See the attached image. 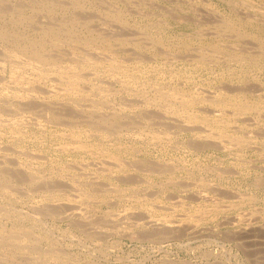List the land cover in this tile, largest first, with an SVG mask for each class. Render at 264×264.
<instances>
[{
  "label": "rangeland",
  "instance_id": "obj_1",
  "mask_svg": "<svg viewBox=\"0 0 264 264\" xmlns=\"http://www.w3.org/2000/svg\"><path fill=\"white\" fill-rule=\"evenodd\" d=\"M263 21L264 0H0V264H264Z\"/></svg>",
  "mask_w": 264,
  "mask_h": 264
},
{
  "label": "bare ground",
  "instance_id": "obj_2",
  "mask_svg": "<svg viewBox=\"0 0 264 264\" xmlns=\"http://www.w3.org/2000/svg\"><path fill=\"white\" fill-rule=\"evenodd\" d=\"M56 2H57V1H56ZM51 4H52V3H51ZM60 4H61V3H60ZM1 11H2V10H1ZM32 15H33V14H32ZM46 17H47V16H46ZM23 19H24V18H23ZM237 20H238V19H237ZM263 22H264V21H263ZM24 24H25V23H24ZM66 24H67V23H66ZM79 24H81V23H79ZM230 24H231V23H230ZM31 25H32V24H31ZM57 25H58V24H57ZM230 26H231V25H229V27H230ZM31 27H32V26H31ZM48 27H49V26H48ZM81 27H82V26H81ZM233 27H234V25H233ZM233 27H231V28H233ZM0 28H1V27H0ZM56 28H57V27H56ZM62 28H63V27H62ZM84 28H85V27H84ZM39 29H41V28H39ZM65 29H66V28H65ZM49 30H50V29H49ZM63 30H64V29H63ZM52 31H53V29H52ZM52 31H49L48 33L52 32ZM60 31H61V30H60ZM31 32H32V31H31ZM46 32H47V31H46ZM53 32H54V31H53ZM56 32H57V31H56ZM56 32H54V34H56ZM61 32L65 33L64 31H61ZM59 33H60V32H59ZM63 33H62V34H63ZM87 33H88V32H87ZM44 34H45L44 36H47V35H46L47 33L44 32ZM51 34H52V33H51ZM54 34H53V37H54ZM67 34H68V32H67ZM69 34H70V36L68 35V37H72V35L74 34V32L72 33V31H71ZM71 34H72V35H71ZM0 35H1V34H0ZM9 35H10V34H9ZM60 35H61V34H60ZM2 36H3V35H2ZM10 36H11V35H10ZM48 36H49V35H48ZM88 36H89V35H88ZM91 36H92V35H91ZM95 36H96V35H95ZM97 36H98V35H97ZM99 36H100V35H99ZM93 37H94V36H93ZM93 37H92V38H93ZM37 38H38V37H37ZM44 38H45V37H44ZM49 38H51V36H50ZM56 38L59 39V36H58V37L56 36ZM75 38H76V37H75ZM75 38H74V39H75ZM89 38H91V37L89 36ZM96 38H98V37H96ZM96 38H95V39H96ZM103 39H104V38H103ZM2 40H3V39H2ZM47 40H48V39H47ZM50 40H51V39H50ZM59 40H60V39H59ZM61 40H62V39H61ZM96 40H99V39H96ZM69 41H71V40H69ZM79 41H80V40H79ZM86 41H87V40H86ZM89 41L91 42L92 40H89ZM42 42H43V41H42ZM54 42H56V40H55ZM59 42H60V41H59ZM94 42H95V40H94ZM98 42H99V41H98ZM38 43H39V42H38ZM85 43H86V42H85ZM91 43H92V42H91ZM103 43H104V42H103ZM108 43H109V42H108ZM59 44H60V43H59ZM87 44H88V43H87ZM88 45H89V44H88ZM104 45H105V44H104ZM106 45H107V44H106ZM92 46H93V45H92ZM102 46H103V44H102ZM108 46H109V45H108ZM108 46H107V47H108ZM12 49H13V48H12ZM14 49H15V48H14ZM105 49H107V48H105ZM20 50H21V49H20ZM29 50H31V49H29ZM8 51H9V50H8ZM17 51H18V49H17ZM22 51H23V50H22ZM33 51L36 52L35 49H34ZM10 52H12V51H10ZM13 52H14V51H13ZM27 52H28V51H27ZM7 53H8V52H7ZM19 53H20V52H19ZM31 53H33V52H31ZM42 53H43V52H42ZM42 53H41V54H42ZM10 54H13V53H10ZM17 54H18V52H17ZM28 54H29V52H28ZM33 54H34V53H33ZM37 54H38V56H40L39 53H37ZM21 55H23V52H22V54L20 53L19 56H21ZM31 55H32V54H31ZM34 55H36V54H34ZM2 56H3V55H2ZM5 56H6V55H5ZM11 56H12V55H11ZM24 56H26V55H24ZM24 56H23V58H24ZM32 56H33V55H32ZM41 56H42V55H41ZM44 56H46V54H45ZM47 56H48V55H47ZM51 56H52V55H51ZM8 57H10V56L8 55ZM14 57H15V56H14ZM17 57H18V55H17ZM17 57H15L14 59L16 60ZM21 57H22V56H21ZM42 57H43V56H42ZM42 57H40V58H42ZM239 57H240V56H239ZM6 58H7V57H6ZM19 58H20V57H19ZM19 58H17V59L19 60ZM25 58H28V57H25ZM31 58H32V57H31ZM40 58H37V56L35 57V59H36L37 61H41ZM45 58H46V57H45ZM48 58H50V57H48ZM242 58H243V57H242ZM35 59H34V57H33V60H35ZM50 59H51V58H50ZM50 59H49V61H50ZM12 60H13V59H12ZM24 60H25V59H24ZM27 60H28V59H27ZM27 60H26V62H27ZM33 60H30V59H29V62H30V61L34 62ZM43 60H44V62L48 61V60H45L44 58L42 59V61H43ZM52 60H53V59H52ZM84 60H86V59H84ZM240 60H241V58H240ZM242 60H243V59H242ZM252 60H253V59H252ZM8 61H11V60L8 59ZM19 61H20V60H19ZM21 61H22V60H21ZM21 61H20V62H21ZM75 61H77V60H75ZM75 61H74V63H75ZM86 61H88V58H87ZM91 61L93 62L92 59H91ZM91 61H90V62H91ZM117 61H118V60H117ZM234 61H235V60H234ZM247 61H248V60H246V62H247ZM249 61H250V59H249ZM254 61H255V60H254ZM256 61H257V59H256ZM35 62H36V61H35ZM50 62H51V61H50ZM71 62H73V61H71ZM77 62H78V61H77ZM80 62H81V61H80ZM80 62H79V63H80ZM88 62H89V61H88ZM237 62H238V61H237ZM252 62H253V61H252ZM257 62H258V61H257ZM257 62H256V63H257ZM11 63H13V62H11ZM14 63H15V62H14ZM16 63H18V62L16 61ZM23 63H25V62H22V65H23ZM30 63H31V62H30ZM39 63H40V62H38V65H40ZM47 63H48V62H46V64H47ZM51 63H52V62H51ZM51 63H50L49 65H51ZM54 63H55V62H54ZM79 63H78V64H79ZM95 63H96V62H95ZM95 63H92L91 65H93V64L95 65ZM102 63H105V62H102ZM118 63H120V62L118 61ZM118 63H117V64H118ZM233 63H234V62H233ZM233 63H232V64H233ZM243 63H244V62H243ZM3 64H4V63H3ZM6 64H7V63H6ZM6 64H4V65H6ZM42 64H43V63H42ZM42 64H41V65H42ZM55 64H56V63H55ZM57 64L59 65V63H57ZM70 64H73V63H70ZM75 64H76V63H75ZM75 64H74V65H75ZM80 64H81V63H80ZM82 64H83V63H82ZM89 64H90V63H89ZM99 64H100V63H99ZM105 64H106V63H105ZM111 64H112V63H111ZM113 64H114V63H113ZM238 64H239V63H238ZM252 64H253V63H252ZM7 65H9V63H8ZM12 65H13V64H12ZM12 65H11V67H12ZM16 65H17V64H16ZM18 65L20 66V64H18ZM18 65H17V66H18ZM27 65H28V63H27ZM27 65H25V66H26V69L29 67L30 64H29L28 66H27ZM38 65H37V66H38ZM43 65H44V64H43ZM49 65H47V66H49ZM58 65H57V66H58ZM76 65H77V64H76ZM121 65H122V64H121ZM121 65H120V66H121ZM124 65H125V64H124ZM124 65H123V67H124ZM148 65H149V64H148ZM229 65H230V64H229ZM245 65H246V64H245ZM247 65H248V64H247ZM249 65H250V64H249ZM254 65H255V64H254ZM257 65H258V64H257ZM257 65H255V66H257ZM17 66H16V67H17ZM25 66L23 65L22 67H25ZM30 66H31V65H30ZM51 66H52V65H51ZM78 66H79V65H78ZM83 66H84V64H83ZM99 66H100V68L104 67V66L101 67V65H99ZM137 66H138V65H137ZM150 66H153V65H150ZM234 66H235V65H234ZM250 66H251V65H250ZM259 66L261 67V65H259ZM259 66H258V67H259ZM49 67H50V66H49ZM54 67H56V66H54ZM54 67H53V69H54ZM60 67H61V65H60ZM62 67H63V66H62ZM62 67H61V68H62ZM65 67H67V66L65 65ZM65 67H64V68H65ZM71 67H72V66H71ZM87 67H89V66H87ZM93 67H94V66H93ZM93 67H92V68H93ZM96 67H97V66H96ZM96 67H95V68H96ZM123 67H121V68H123ZM20 68H21V67H20ZM58 68H59V67H58ZM64 68H63V69H64ZM98 68H99V67H98ZM104 68H106V67H104ZM110 68L112 69L113 67H110ZM152 68H153V67H152ZM197 68H198V67H197ZM202 68H203V66H202ZM204 68H205V66H204ZM230 68H232V67L230 66ZM15 69H16V68H15ZM15 69H13V70H15ZM17 69H18V67H17ZM35 69H36V68H35ZM75 69H76V66H75ZM78 69H79V68H78ZM84 69H85V68H84ZM113 69L115 70V67H114ZM124 69H125V68H124ZM140 69H141V68H140ZM147 69H148V67H147ZM149 69H150V68H149ZM155 69H156V67H155ZM166 69H167V68H166ZM207 69H208V68H207ZM227 69H228V68H227ZM245 69L247 70V68H245ZM259 69H260V68H258V70H259ZM32 70H33V69H32ZM41 70H44V69H41ZM41 70H40V71H41ZM50 70H51V69H50ZM58 70H59V69H58ZM58 70H57V71H58ZM61 70H62V69H61ZM64 70H66V69H64ZM70 70L72 71V69H70ZM93 70H94V69H93ZM95 70H96V69H95ZM98 70H100V69H98ZM103 70H104V69H103ZM109 70H110V69H109ZM109 70H108V72H110ZM116 70H117V69H116ZM119 70H120V69H119ZM121 70H122V69H121ZM160 70H161V69H160ZM162 70H163V68H162ZM173 70H174V69H173ZM210 70H211V69H210ZM232 70L234 71V69H232ZM250 70H251V69H250ZM36 71H37V70H36ZM62 71H63V70H62ZM62 71H61V72H62ZM66 71H67V70H66ZM75 71H76V70H73L72 72H75ZM77 71H78V70H77ZM96 71H97V70H96ZM100 71H101V70H100ZM100 71H99V72H100ZM152 71H153V70H152ZM152 71H150V73H151ZM170 71H171V70H170ZM201 71H202V70H201ZM235 71H236V70H235ZM244 71H245V70H244ZM252 71H254V70H252ZM259 71H260V70H259ZM34 72H35V70H34ZM43 72H45V71H43ZM43 72H42V73H43ZM64 72H65V71H64ZM68 72H69V71H68ZM72 72H71V73H72ZM80 72H81V71H80ZM103 72H104V71H103ZM124 72H125V71H124ZM148 72H149V71H148ZM148 72H147V73H148ZM159 72H160V71H159ZM161 72H162V71H161ZM163 72H164V71H163ZM229 72H230V71H228V73H229ZM62 73H63V72H62ZM69 73H70V72H69ZM134 73H135V72H134ZM139 73H140V72H139ZM154 73H155V72H154ZM167 73H170V72H167ZM194 73H195V72H194ZM214 73H215V72H214ZM240 73H241V72H240ZM240 73H239V74H240ZM242 73H243V72H242ZM247 73H248V72H247ZM247 73H246V74H247ZM37 74L40 75L39 71H38ZM60 74H61V73H60ZM64 74H65V73H64ZM67 74H68V73H67ZM72 74H73V73H72ZM74 74H75V73H74ZM76 74H78V73H76ZM81 74H82V73H81ZM83 74H84V73H83ZM114 74H116V73H114ZM164 74H165V72H164ZM174 74H175V73H174ZM181 74H182V73H181ZM183 74H184V73H183ZM190 74H191V73H190ZM225 74H226V73H225ZM122 75H123V73H122ZM135 75H136V74H135ZM135 75H134V76H135ZM146 75H147V74H146ZM149 75H150V74H149ZM151 75H152V74H151ZM156 75H157V74H156ZM167 75H168V74H167ZM192 75H194V74L192 73ZM192 75H191V76H192ZM207 75H208V74H207ZM228 75H229V74H228ZM236 75H237V74H236ZM236 75H235V76H236ZM243 75H244V74H243ZM250 75H252V74H250ZM68 76H69V75H68ZM70 76H71V75H70ZM70 76H69V77H70ZM127 76H128V74H127ZM131 76H132V75H131ZM165 76H166V75H165ZM168 76H170V74H169ZM177 76H179V75L177 74ZM198 76H199V75H198ZM203 76H204V75H203ZM203 76H202V77H203ZM233 76H234V75H233ZM253 76H255V74H254ZM76 77H77V76H76ZM76 77H75V79L80 78V77H77V78H76ZM144 77H145V75H144ZM149 77H150V76H149ZM149 77H148V78H149ZM182 77H184V76H182ZM230 77H232V76H230ZM7 78H8V77H7ZM26 78H27V77H26ZM118 78H119V77H118ZM122 78H123V77H122ZM139 78H140V77H139ZM148 78H147V79H148ZM150 78H151V77H150ZM19 79H20V78H19ZM19 79H18V80H19ZM56 79H57V77H56ZM68 79H69V78H68ZM70 79H71V78H70ZM70 79H69V80H70ZM132 79H133V78H132ZM140 79H141V78H140ZM145 79H146V78H145ZM184 79H185V78H184ZM126 80H127V79H126ZM136 80H137V79H136ZM142 80H143V79H142ZM166 80H167V78H166ZM189 80H190V79H189ZM60 81H61V80H60ZM68 82H70V81H68ZM72 82H74V81H72ZM77 82H78V79H77ZM149 82H150V81H149ZM16 83H17V82H16ZM70 83H71V82H70ZM74 83H75V82H74ZM138 83H139V82H138ZM143 83H144V82H143ZM160 83H161V82H160ZM68 84H69V83H68ZM71 84L73 85V83H71ZM71 84H69V86H72ZM127 84H128V83H127ZM131 84H132V83H131ZM148 84H149V83H148ZM157 84H158V83H157ZM129 85H130V84H129ZM141 85H143V84H141ZM163 85H164V86H165V85L167 86V84H164V83H163ZM74 86H75V84H74ZM164 86H162V87H164ZM36 87H37V85H36ZM59 87H60V86H59ZM37 88H38V87H37ZM37 88H36V89H37ZM41 88H42V87H41ZM61 88H62V87H61ZM66 88H67V87H66ZM157 88H158V87H157ZM69 89H71V88H69ZM106 89H107V88H106ZM154 89H155V88H154ZM73 90H74V89H73ZM157 90H158V89H157ZM163 90H165V89L163 88ZM163 90H162V91H163ZM160 91H161V90H160ZM166 91H167V90H166ZM53 92H54V91H53ZM66 92H67V91H66ZM71 92H72V91H71ZM131 92H132V91H131ZM134 92H135V91H134ZM156 92H157V91H156ZM168 92H169V89H168ZM19 93H20V92H19ZM24 93H25V92H24ZM75 93H76V91H75ZM95 93H96V91H95ZM160 93H161V92H160ZM177 93H178V92H177ZM181 93H183V92L181 91ZM187 93H188V92H187ZM187 93H186V94H187ZM65 94H66V93H65ZM65 94H63V95H65ZM76 94H77V93H76ZM173 94H174V93H173ZM27 95H28V94H27ZM73 95H74V94H73ZM157 95H158V93H157ZM66 96H67V94H66ZM66 96H65V97H66ZM164 96H165V95H164ZM185 96H186V95H185ZM73 97H74V96H73ZM79 97H80V95H79ZM157 97H159V95H158ZM160 97H163V96L160 95ZM168 97H169V96H168ZM71 98H72V97H71ZM80 98H81V97H80ZM164 98H165V97H164ZM171 98H172V97H171ZM180 98H181V97H180ZM10 99H11V98H10ZM77 99H78V98H77ZM178 99H179V98H178ZM188 99H189V98H188ZM228 99H230V98H228ZM1 100H2V99H1ZM70 100H71V99H70ZM70 100H69V101H70ZM13 101H14V100H13ZM72 101H74V99H73ZM75 101H78V100H75ZM182 101H183V100H182ZM230 101H232V100L230 99ZM233 101H234V99H233ZM233 101H232L231 103H233ZM158 102H159V101H158ZM193 102H194V101H193ZM185 103H186V102H185ZM227 103H228V102H227ZM227 103H226V104H227ZM60 104H61V103H60ZM254 104H255V103H254ZM164 105H165V102H164ZM164 105H163V106H164ZM166 105H167V103H166ZM227 105H228V104H227ZM233 105H235V104H233ZM236 105H239V104H236ZM32 106H33V105H32ZM168 106H169V105H168ZM168 106H167V107H168ZM178 106H179V105H178ZM246 106H247V105H246ZM164 107H165V106H164ZM169 107H170V106H169ZM250 107H251V106H250ZM253 107H254V106H253ZM18 108H19V107H18ZM44 108H45V107H44ZM69 108H70V107H69ZM180 108H182V107H180ZM184 108H185V107H184ZM244 108H245V107H244ZM261 108H262V107H261ZM22 109H23V108H22ZM34 109H35V108H34ZM42 109H43V108H42ZM257 109H258V107H257ZM167 110H169V109H167ZM247 110H248V109H247ZM250 110H251V109H250ZM10 111H11V110H10ZM241 111H242V110H241ZM245 112H246V111H245ZM9 113H10V112H9ZM48 114H49V113H48ZM196 115H198V114H196ZM198 116H199V115H198ZM30 118H31V117H30ZM193 118H194V117H193ZM202 119H203V118H202ZM15 120H16V119H15ZM18 120H19V119H18ZM61 120H62V119H61ZM203 120H204V119H203ZM199 121H200V118H199ZM12 122H13V121H12ZM18 122H19V121H18ZM18 122H17V123H18ZM14 123H15V122H14ZM11 124H12V123H11ZM21 124H23V123H21ZM34 124H35V123H34ZM53 124H54V123H53ZM11 126H12V125H11ZM221 127H222V126H221ZM223 127H224V126H223ZM223 127H222V128H223ZM225 127H226V126H225ZM3 128H4V127H3ZM5 129H6V128H5ZM19 129H20V128H19ZM22 130H23V129H22ZM51 130H52V129H51ZM223 130H224V129H223ZM49 131H50V130H49ZM224 131H226V130H224ZM19 132H20V131H19ZM221 132H222V131H221ZM39 133H40V132H39ZM43 134H44V133H43ZM47 134H48V133H47ZM224 134H225V133H224ZM48 136H51V134L48 135ZM48 136H46V137H48ZM14 138H15V137H14ZM53 139H54V138H53ZM220 139H221V138H220ZM223 139H224V138H223ZM235 140H236V139H235ZM251 141H252V140H251ZM58 146H59V145H58ZM66 148H67V147H66ZM78 148H79V147H78ZM91 155H92V153H91ZM94 155H95V154H94ZM36 157H37V156H36ZM1 162H2V161H1ZM38 163H39V162H38ZM38 167H39V166H38ZM38 167H37V168H38ZM4 173H5V172H4ZM9 173H10V172H9ZM34 173H35V172H34ZM27 177H28V176H27ZM25 178H26V177H25ZM75 181H76V180H75ZM21 182H22V181H21ZM6 187H7V186H6ZM35 188H36V187H35ZM23 190H24V189H23ZM77 190H78V189H77ZM12 192H13V191H12ZM23 192H24V191H23ZM79 193H80V192H79ZM61 194H62V193H61ZM1 195H2V194H1ZM48 199H49V198H48ZM12 210H14V209H12ZM3 211H4V210H3ZM0 213H1V212H0ZM4 216H5V215H4ZM6 216H7V215H6ZM35 217H36V216H35ZM17 219H18V218H17ZM3 223H4V222H3ZM3 225H4V224H3ZM12 231H13V230H12ZM23 232H24V231H23ZM7 233H8V232H7ZM9 233H10V232H9ZM9 233H8V234H9ZM48 233H49V232H48ZM18 235H19V234H18ZM7 236H8V235H7ZM12 236H13V234H12ZM13 237L15 238V235H14ZM17 237H18V236H16V238H17ZM11 238H12V237H11ZM16 238H15V240H16ZM19 238H20V237H19ZM12 239H13V238H12ZM13 242H14V241H13ZM20 242H22V241H20ZM10 243H11V242H10ZM11 244H12V243H11ZM14 244H16V242H15ZM14 244H12V245H10V246L12 247ZM20 244H21V243H20ZM17 245H18V244H17ZM14 247H15V246H14ZM16 248H17V247H16ZM18 248H19V247H18ZM21 251H22V250H21ZM57 252H58V251H57ZM1 257H2V256H1ZM4 260H5V259H4ZM41 263H42V262H41ZM44 263H45V262H44Z\"/></svg>",
  "mask_w": 264,
  "mask_h": 264
}]
</instances>
